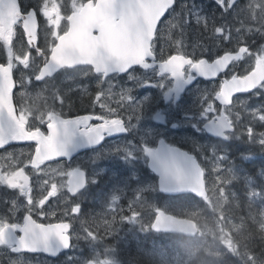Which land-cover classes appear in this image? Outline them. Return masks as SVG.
<instances>
[{"label":"rangeland","instance_id":"374dc122","mask_svg":"<svg viewBox=\"0 0 264 264\" xmlns=\"http://www.w3.org/2000/svg\"><path fill=\"white\" fill-rule=\"evenodd\" d=\"M24 1L26 5L31 4V8L38 11L43 24L40 34L45 37L43 41L47 40L48 46H51L63 19L71 11L78 10L85 0ZM177 2L160 31L161 40L174 42V47L195 55L212 56L218 51L213 47L216 41L229 37L226 41L233 46L235 38L237 41L247 38L253 47L250 54L252 59L264 55V0H239L232 8L229 7V0H219V3L218 0ZM0 31V56H5L9 62L4 68L9 70L11 75L15 69L18 79L14 84L13 97L18 100L14 105L16 110L18 109L17 127L20 130H27L26 126L29 124L31 128L41 129L37 134L49 138L48 125L60 118L59 112L68 115L73 89L76 91V105H85L87 102L91 110H102L105 113L117 108L120 113L128 112L127 104L130 98H126L124 92L131 89L130 96L137 109L135 115L142 116L140 114L149 99L135 98L133 94L135 90H141L142 85L136 87L134 83L130 86L129 83H133L131 80L123 83L119 78L106 81L93 78L84 84L82 79L91 73V70L86 68L38 83L34 78L47 56L35 52L28 57L29 49L25 46V37L23 34H15L14 26L2 25ZM11 34L14 40L10 38ZM220 47L218 46V49ZM198 48L204 49L198 51ZM207 95V87L199 85L188 90L186 97L176 106H154V109L150 110L151 116L162 111L172 113L177 121L178 112L187 116L193 114V119L185 120L188 129L180 133L183 138L190 137L196 128L195 124L201 123L199 119L206 114L207 109L212 110ZM203 100L205 101L202 102ZM151 102L157 104L160 97L154 100V103L153 100ZM234 113L237 127L242 130L231 137L239 140L238 137L242 135L244 143L254 146L252 153L246 152L242 155L247 154V158L254 159L253 154L257 152L264 156V84L253 94L237 98ZM180 123H183V120ZM139 129L143 132L141 141L131 146L132 149L110 144L103 151L80 154L70 166L58 163L39 167L34 162L36 149L34 151L33 147H26L21 150L23 155L27 156V159L22 160V168H28L32 172L35 183L24 189L25 199L14 200L12 206L9 205L12 216L17 217L21 212L30 210L49 216L62 213L63 219H72L74 226L76 225L74 237L82 243L76 242V247L73 246L60 259L42 257L19 261L22 264H136L134 259L148 255V251H151L154 259L156 255L158 261L162 259L160 264H198L191 260L197 259V254L203 251L205 254H212L215 259L231 255L237 260V264H264V261L260 260L262 257L250 254L242 243L239 236L242 234L243 222L229 213L227 207L229 204L233 209L239 203V192L231 187L237 177V168L233 159L227 155V146L210 140L198 130L203 138L199 137L200 134L194 138L200 140L199 155L207 172L208 197L199 206L182 207L177 201H173L172 197L159 202L158 182L145 174L144 159L147 157L141 147V143L149 144L161 135L174 138L178 131L158 128L153 124L141 125ZM117 148L121 151L118 152ZM127 151H132L133 156L127 157ZM14 161L5 158L0 165L1 177L5 182L10 176L16 177L18 169L8 165L5 168L3 164H13ZM75 167L86 171L91 168L96 176L89 180V185L83 192L73 197L68 193L63 178L66 174L70 176ZM259 173L263 183L261 187L252 186L253 179L247 175L245 180L244 176L239 179L245 184L249 183L247 186L250 201L260 203L261 222L264 225V169L259 170ZM237 180L238 178L235 181ZM52 191L53 194L50 195ZM76 205L81 209L74 214ZM157 209L196 221L199 226L197 236L191 241L174 238L176 240L159 244L157 248L154 241H149V246L144 244L143 241L149 239L148 234L153 238L151 225L157 215Z\"/></svg>","mask_w":264,"mask_h":264},{"label":"water","instance_id":"95a60500","mask_svg":"<svg viewBox=\"0 0 264 264\" xmlns=\"http://www.w3.org/2000/svg\"><path fill=\"white\" fill-rule=\"evenodd\" d=\"M239 0H229V7L234 6ZM176 0H90L87 1L78 12L69 15V29L62 34L57 44L54 46L47 61L40 68L35 80L44 81L53 77L63 68H75L78 66H92L95 73H104V77L115 73H126L134 66L143 65L147 59H153L151 50L152 40L155 37L157 28L168 11L174 7ZM23 19V28L26 33L28 43L33 46L36 40V33L39 23L35 12L32 10L28 14H21L17 0H0V22L4 27H10L18 19ZM245 51L243 47L239 54ZM238 55L227 53L214 60L212 63L201 60L193 68L197 77L182 82L175 74V86L171 93L181 94L196 78L202 77L200 69L206 73L205 79H214ZM179 56H173L165 64L173 73L172 63ZM183 65L187 64L182 63ZM149 67H154L155 63H149ZM182 66V65H181ZM180 66V68H181ZM264 83V58L259 59L253 70L247 75L233 77L224 82L221 90L216 95L217 100L223 105H230L233 98L240 94L254 92ZM14 90L11 72L0 66V147L13 142H26L29 137L16 127L15 110L12 102ZM78 127L84 124L85 119H79ZM223 120L221 119V122ZM76 126L74 120L56 121L49 125L50 140L42 136H35L38 148L35 153L34 162L37 165L56 159H71L86 148L99 145L102 136L107 129L119 128L118 124L100 125L95 129L101 130L97 137V143H89L83 137L77 135L75 147H65L67 137L65 130L68 127ZM206 130L216 138L227 139L225 132L231 131V124L222 127L221 123H208ZM55 130V131H53ZM145 154L149 157L148 166L158 176L159 190L165 195H179L189 193L197 198L206 199L208 191L206 187L205 175L202 166L196 157L187 151L160 143L155 149H145ZM183 154L187 158V164L181 168L170 170L173 179L170 185L162 186L161 171L158 170V159ZM26 183L30 178L23 172H19ZM87 185V174L84 169L75 168L68 179V191L71 196H77ZM79 206L74 207V212L78 213ZM28 228L27 233L23 231ZM70 229L67 223L52 225L37 224L32 217L27 216L21 228L23 234L17 241L19 250L30 252H41L51 257H57L62 251L70 247L71 240L66 233ZM152 229L156 232L181 233L188 237H194L199 230L196 221L166 213L163 209L157 210V215L152 224ZM12 228H6L4 234L12 233ZM51 231V242L55 248L52 254L43 244L45 232ZM65 240L58 246L59 237ZM23 241V243H21ZM66 243L68 247H63Z\"/></svg>","mask_w":264,"mask_h":264},{"label":"flooded vegetation","instance_id":"af4514ba","mask_svg":"<svg viewBox=\"0 0 264 264\" xmlns=\"http://www.w3.org/2000/svg\"><path fill=\"white\" fill-rule=\"evenodd\" d=\"M19 2H20V5L23 7L24 0H19ZM24 13H27V11H24ZM37 16H38V20L40 24V28H39V32L37 36V42L34 47L27 46V48L29 49L27 52L28 57L35 52L38 55L43 54L44 56H48L50 52L52 51L53 47L55 46V44L57 43L58 37L68 29V21H67V18H65L62 21V26L60 25L58 32L55 33L56 35L54 37L55 40H52L51 46H48L47 44L48 41L46 40V42H44L43 40L45 37L41 36L40 34L43 24L39 16V13H37ZM169 16L167 15L166 16L167 18H165L161 22L159 29L156 33V36L152 42V51H153L154 58L151 59V63L152 62L155 63L154 67H149L148 69H144L142 67L145 64H149V60H150L149 59V60H146L143 63V65H139L141 67L135 66L131 68L129 71L135 68L136 69L131 73H128L129 72L128 71L125 75L114 74L109 77H104L103 74L94 73L93 69L90 66H87V67H77L73 69L64 68L58 74H56V76H54V78H58L65 73L74 72V71L86 68V69L91 70L90 71L91 73L88 77H85L82 79L84 84L86 83V81H90L93 78H96L102 81H106L108 79L119 78L122 80L123 83H126L127 81L131 80L133 83H129L130 86H132V84L134 83H136L135 84L136 87L137 86L139 87V85H142L141 90L138 89L133 92L135 98H140V99L148 98L149 99L143 108V112L140 114V116L142 115L141 117L137 115H132L128 112L120 113L121 118L130 121L132 125L130 129H128L122 134H114L111 136H106L105 138L103 134L102 136V140L104 139L103 142L100 143L99 145L87 148L84 153L88 154V153H93V152L96 153V152L103 151L110 144L121 145V147L124 146V149H132L130 148L131 146L138 144L139 140L141 141V134H143V132H141V130L139 129V126L153 124V125H156L158 128H161V127L164 129L171 128L173 130L178 131V133H176V136L174 138H171L169 135H166V136L161 135L157 140H153L152 142H149V144L141 143V147L144 152L146 148H149V149L157 148L160 143H163V144L165 143L173 147L181 148L195 155V157L197 158V160L199 161V163L202 165V167L205 170V176H207L206 169L204 167V164L201 162V157L199 155L200 154L199 153L200 151L199 141L200 140L194 138V136L197 134L198 135L200 134L199 137L203 138V135H201V133H199L198 131L200 129L202 133H204V135L210 140L219 142L227 146V149H228L227 155L233 159V161L235 162L234 165L237 168V177H235L234 180H236L237 178L238 180H240L242 179L240 177H243V176L245 177L243 178L245 180L247 176L250 177L247 172L248 170L245 168L242 169L240 165H238V163L236 162L235 157H233L234 151L236 150V148H239L241 144L240 140L242 139V137L244 138V136L241 135L240 137H238L239 140L235 139L234 137L233 138L231 137L232 135L237 134V131L240 132L242 130L239 127H237L236 115L234 113L235 100L239 98L241 95L234 97L230 105L221 104L217 100L216 95L221 90V87L225 81L233 77H236V76L242 77V76L247 75L255 67L258 60L261 58H264V55L258 57L257 59L255 58L252 59V56L250 54H252L253 47H252L251 42L248 41L247 38L242 41H237L235 38L234 39L235 43H233V46H231L226 41L230 39L229 37H225V38H222L220 41H216L213 47H215L218 51L216 54L212 56L208 54L195 55L192 52H186L178 47H174V42L161 40L162 32L160 31L162 30L163 24L169 18ZM17 28L19 30L21 28L20 24L18 23L14 25V30H16ZM213 39H215V37ZM218 46H221L220 49H218ZM243 47L245 48V51L242 54H239V51ZM201 49H204V48H198V51H200ZM227 53L235 54L238 56L232 60V62L227 66L225 71L218 74V76L214 79L208 80L202 77L196 78L194 82L188 87H186V89L183 92H181L179 96H177L176 93H171V91L173 90L175 86V82H176L175 78L173 77V73L170 71L169 75L168 74L161 75L159 72L160 65L165 64L173 56H179V58H176L175 62L172 63V69L175 70V74L182 82H186L189 79L197 77V73L194 71L193 68H191L193 64L199 63L201 60H206L207 62L212 63L214 60L222 57L224 54H227ZM159 57H166L167 59L161 61L159 60ZM185 62L187 64L183 65L182 63H185ZM79 84L82 85L80 82ZM199 85L207 87L208 89L207 100L211 102L212 110L207 109L206 114L203 115L202 118L200 119L198 118L201 121V123L195 124L194 127L198 129L194 128V133H193L194 135L191 133V136L187 138H183L180 136V133L188 129L187 128L188 123L185 122V120L193 119L194 117L193 114L187 116V115H184L182 112H178L177 113L178 116H176L177 121L174 120V116L172 115V113L169 114V113H164L162 111H158L151 116L150 110L154 109V106L157 108L168 106L169 104H174L176 106L180 104L182 100L186 97V95L188 94V90L194 89L195 87ZM72 91L73 92H71L72 95L70 99L71 108L68 112V115H62L63 113L59 112L58 114L60 115L59 116L60 118H58L57 120L59 119L60 120L85 119L84 124L79 127L80 130H83V128L85 127V123L89 121H91L92 123H97L98 121H101V123L93 124L92 125L93 128H96L97 126H100V125L118 124L119 127H122L124 125V120H120V119H112V121H106L105 111L91 110L92 108L87 102L86 103L90 106V108L86 106L85 111L81 110V111H78L77 113V111L75 110L76 108L75 92L76 91L74 89ZM210 91L214 92V94ZM162 93H163V96H162ZM159 97H160V102H158L157 104H152L151 100H153V103H154V100H156ZM204 101L205 100H203L202 102ZM99 108H102V107H99ZM221 119L223 120L222 122H221ZM182 120H183V123H180V121ZM210 122L212 124L221 123L222 127H227L228 123L231 124L232 130L226 133L227 139L216 138L212 136L206 130V127H205ZM199 125L200 127H198ZM40 131L41 129H35V128H31V130H29L30 134L34 136L37 134L36 132H40ZM26 147H29V148L33 147L35 151L37 147V143L35 141H32V140L30 141V139H28L26 143L24 144L14 143V144L5 146L3 148H0V165L5 158L9 160H15L13 164L4 163L3 166L5 168L7 165L12 166L14 167V169L16 167V170L17 169L23 170L31 178V181L29 183H25L23 179L19 178L16 175V177H12V176L8 177L7 181L5 182L3 181L1 177V168H0V264H22L19 261L20 259H37V258H42V257H48L45 254L39 253V252L34 253L30 251L19 250L18 248L19 245L17 244V241L22 236L21 228L24 223V218L27 215H30L32 219L38 224H50V223H58V222L69 223L71 225V230L69 234L72 238V246L70 249H72L73 246L76 247V242H80V241H77V239L74 237V231H75L76 225L74 226L71 218L63 219L62 213L58 212L56 216H53V215L49 216L46 214L44 215V213L30 210L27 212H21L20 215L17 217L12 216L13 212L9 208V205L12 206V201L14 200L25 199L24 189H26L27 186H31L32 184L35 183L34 176L33 174H31L32 172L28 168H22L24 166L23 164L21 165L22 160L27 159V156L23 155V153L21 152V150ZM232 149L233 151L230 152ZM243 153H246V152H243ZM246 155L247 154H245L243 157V155L241 154V158L243 161L246 162L247 160L249 162L250 158L249 157L247 158ZM73 160H69V161L68 160H57L53 162H48L44 164L43 166L48 165V164H58V163L59 164L63 163L64 165L70 166L72 165L71 163L73 162ZM144 163H145L144 165L145 174H148L150 178L157 179V182H158V177L148 167L147 158L144 159ZM87 174H88V182H87V187H88L89 180L94 178L96 175L95 173H93L91 168L87 169ZM68 178H69V174H66L63 178V180L66 182V185L68 182ZM52 194H53V191L50 193V195ZM162 195L164 196V199L170 198V196L168 195H164V194ZM259 208H260V203H259ZM17 224L20 225V230L16 229L15 226ZM6 228H12L13 229L12 233L4 234V230ZM148 235H151V234H148ZM149 241H150V236H149ZM69 251L61 253L57 258H54V259H60L64 255H66ZM148 255H150V251H148ZM152 257L154 259L153 254H152Z\"/></svg>","mask_w":264,"mask_h":264},{"label":"trees","instance_id":"16d2710c","mask_svg":"<svg viewBox=\"0 0 264 264\" xmlns=\"http://www.w3.org/2000/svg\"><path fill=\"white\" fill-rule=\"evenodd\" d=\"M1 53L2 51L0 52V54ZM0 65H4V66L9 65L8 59L5 56H0ZM13 77L15 82H17L18 79L15 69L13 71ZM13 101L17 104L18 102L17 97H13ZM86 104L85 106L76 105V111L77 112L81 110L85 111L86 106L87 107L89 106L88 104L87 105ZM240 142H241V146L240 148H236L237 152L236 151L234 152L233 157H235L236 162L238 163V165H240L242 169L245 168L248 170L247 172L249 176L253 179L252 186L261 187L263 183H261V177H260L261 173H259V170L264 169V156L262 154H258L257 152H254L253 154L255 157L254 159H250L249 162L247 160L246 162L243 161L240 153H243L245 151L252 153L254 146L250 145V143L247 144L244 143L242 139L240 140ZM248 148L250 149V151H248ZM232 151L233 149L231 150V152ZM236 153H238L239 157L237 156ZM247 184L249 186V183ZM247 184H245L243 181L240 180L237 181L234 180L231 183V187L238 190L239 192L237 197L239 203H237L236 205L233 203V206L235 205V208L233 209L229 206V204H227V207L229 209V213H231L233 216H235L236 218L240 219L241 222H243L242 234L241 236H239L241 238L242 243L246 245L248 251L251 252V253L249 252L250 254L254 253L253 254L254 256L263 257V259L260 260L264 261V225L261 222V212L259 208V203L256 202L255 204L254 202L250 201V195L248 193ZM159 198L162 200L164 199V196L161 193H158V199ZM160 199L159 201H161ZM172 200L177 201L182 207H189L191 205L199 206L202 203V201L196 199L192 195H181L177 197H172ZM228 202L231 203L230 200H228ZM149 236H150V241H154L156 248L159 247V244H167L168 242L174 241L176 239H180L182 241L191 240L189 237H185L182 235H178V234L170 235L161 232L160 233L152 232L153 238L151 237V235ZM148 241H143V242L144 244L146 243V245H148L149 244ZM161 261L162 259L158 261L157 255L155 256V259H153L151 251H150V255H145V256L141 255L138 257V259H134V262L136 264H160ZM191 262H195L198 264H237L236 263L237 260L233 259L231 255H225L221 259H215L212 254H205L203 251L198 253L197 259H192Z\"/></svg>","mask_w":264,"mask_h":264},{"label":"snow or ice","instance_id":"6c2138e0","mask_svg":"<svg viewBox=\"0 0 264 264\" xmlns=\"http://www.w3.org/2000/svg\"><path fill=\"white\" fill-rule=\"evenodd\" d=\"M218 3H219V0H218ZM166 59H167L166 57H159V60H161V61L166 60ZM149 63H151V58L149 60ZM138 67H141V66H138ZM142 67L144 69H148L149 65L145 64ZM197 67H199V65L193 64L191 66V68H197ZM135 69H132L128 73L133 72ZM159 72H160L161 75H164V74H168L169 75V71L167 70L166 67H161L159 69ZM121 74H124V73H121ZM186 75H187V73H186ZM200 75H203L206 78V73H205L204 69H200ZM173 77L175 78V70H173ZM130 92H131V89H128V90H126L124 92L125 97L126 98H130V102L127 104V111L130 114L135 115L137 109L134 107L133 98L130 96ZM105 116H106V119H120V120H124V125L122 127L115 128V129H107L104 132V138L106 136H111V135H114V134H122V133H124L125 131H127L128 129H130L132 127V125H131L129 120H125V119L121 118L120 109L119 108H117L116 110L107 112L105 114ZM113 116H115L116 118H112ZM95 121H97V120H95ZM79 123H80V121L74 119V124L76 126L68 127L65 130V136L67 137V142L64 145L65 147H69V146L70 147H75L76 146L75 145V140H76L77 135L83 137L89 143H97L98 142L97 141V137L100 135L101 130L93 128L92 125L101 123V121H98L97 123H92L91 121H89V122L85 123V127L83 128V130L79 129V127H78ZM53 131H55V130H53ZM103 140L99 141V143H102ZM116 150L118 152L121 151V149H119V148H117ZM126 156L127 157H132L133 156V152L132 151H127ZM187 162H188L187 158L183 154H178V155H174V156H171V157L159 158L157 163H158V170L161 171V175H162V186L171 184L172 179H173L172 175L170 174V170L171 169L184 167V166H186ZM15 227H16L17 230H20V225L19 224H17ZM23 231L25 233H27L28 228L25 227L23 229ZM50 236H51V231L50 230L45 232L42 242L45 245V247L52 254H55V251H54L55 248L52 246V242H51ZM56 236L59 237V242H58L57 245L60 246V243H62L65 240V237L60 236L59 233H56ZM21 243H23V241H21ZM62 246L63 247H68V245L66 243H63Z\"/></svg>","mask_w":264,"mask_h":264},{"label":"bare ground","instance_id":"6f19581e","mask_svg":"<svg viewBox=\"0 0 264 264\" xmlns=\"http://www.w3.org/2000/svg\"><path fill=\"white\" fill-rule=\"evenodd\" d=\"M230 147V146H229ZM235 150V149H234ZM238 150V149H237ZM241 150H242V148H241ZM236 151V150H235ZM234 151V152H235ZM244 151V150H243ZM231 152V151H230ZM237 152V151H236ZM246 152V151H245ZM237 154V156H238V153H236ZM241 154H243V153H241ZM239 157V156H238ZM243 157H244V155H243ZM240 159V158H239ZM242 162V161H241ZM246 164V163H245ZM160 199V198H159ZM161 200V199H160ZM163 201V200H162ZM160 202V201H159ZM158 204V203H157ZM248 250V249H247ZM248 252H250V251H248ZM251 253V252H250ZM253 253V252H252ZM254 254V253H253ZM261 254V253H260ZM259 257V256H258ZM262 259H263V257H262Z\"/></svg>","mask_w":264,"mask_h":264}]
</instances>
